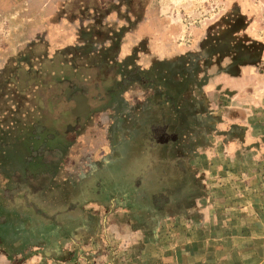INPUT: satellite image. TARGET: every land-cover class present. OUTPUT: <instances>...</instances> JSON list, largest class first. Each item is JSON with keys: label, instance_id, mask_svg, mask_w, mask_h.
I'll list each match as a JSON object with an SVG mask.
<instances>
[{"label": "crops", "instance_id": "obj_1", "mask_svg": "<svg viewBox=\"0 0 264 264\" xmlns=\"http://www.w3.org/2000/svg\"><path fill=\"white\" fill-rule=\"evenodd\" d=\"M167 52L151 66V73L158 65L165 71L162 83L172 79V65L191 69ZM248 66L236 75L218 69L213 74L214 66H206L207 81H200L201 73L198 81L186 78L178 106L164 100L154 74L151 84L138 86L134 99L123 100L125 109H116L109 97L100 162L85 166L81 177L73 166L74 174L57 183L51 179L32 190L30 183L41 176H31L14 190L27 184L24 195L43 193L37 198L47 199L53 186L71 202L48 215L39 208L24 210L29 206L24 196L22 208L0 216V264H264V176L249 172L243 155L255 146L254 138L264 137V105L262 116L252 111L245 118L242 108L217 97L249 86L255 79ZM79 69L100 70L88 64ZM107 78L93 85L97 99L105 89L116 90L119 80ZM87 96L95 108L98 101ZM176 115L180 127L171 126ZM224 137L226 143L217 142ZM145 147L148 172L140 175Z\"/></svg>", "mask_w": 264, "mask_h": 264}, {"label": "rangeland", "instance_id": "obj_2", "mask_svg": "<svg viewBox=\"0 0 264 264\" xmlns=\"http://www.w3.org/2000/svg\"><path fill=\"white\" fill-rule=\"evenodd\" d=\"M9 1L11 0H0V216L9 215L15 208H22L24 196H27L29 203V206L24 207L26 211H30V207L42 209L48 215L56 211L61 212L71 199L61 198L59 188L51 186L49 193L45 195L47 199L37 198L43 193L24 195L28 192L27 184L20 188L19 193L14 190L22 181L28 182L31 176H41L38 183H30L32 190L44 187L51 179L57 183L61 177L74 174L76 168L73 166H79L76 174L81 177V174L88 171L85 166H89L94 160L101 161V146H98L94 153L86 150L91 147V143L94 144L98 140L102 143L103 120L96 119L98 115L95 114L102 108H98L96 104L93 108L94 115L87 124L90 128H83L86 129L85 135L78 133L75 136L74 143L82 144L81 151L74 144L65 151L68 158L66 157L58 166L54 164V159L58 156L49 155H55L57 152L55 148L58 143L55 140H48L46 145L39 144V141L28 140L29 135L37 136L38 139V133L45 132L47 138H52L54 127L63 131V124L68 123L55 115L59 107L66 106L63 104L62 94L59 95L61 99L57 97L60 93L57 89V78L61 76L72 74V80L78 85L81 84L87 95L98 97L97 89H93V85L100 83V79L108 80L107 77H112L113 80H119L127 72L132 71L134 75L132 82L139 80L144 87L142 80L147 78L152 81V76L155 75L154 81L156 80L158 88L161 87L164 100L170 99L169 102L174 101L178 106L183 98L181 92L184 93L187 85L184 81L191 80L194 76L198 81L200 76L198 70L204 67L203 64L210 62L201 59L197 61L195 59L197 56H193L200 51L199 42H203L204 35L205 38L210 39L211 36L207 34L211 30L215 35L217 30L219 32L220 28L226 27L228 20L221 22V19L223 21L226 16L241 15L244 16V22L237 23L232 29L237 26L234 29L237 30L244 25L245 35L257 43V49L252 53L257 56L261 51L262 58H256L248 64L249 72L251 71V76L255 80H251L252 83L246 86V90L238 89L237 92H232L233 96L225 90L221 93V95L227 93L224 99L217 97L219 100H224L226 105L242 108L245 118L248 113L251 116L252 111L256 116H262L264 0H30L32 2L12 0L15 1L14 3ZM210 49L207 50L208 53ZM89 50L102 52V58L89 56L91 58L88 57L85 63L83 59L87 56L82 53L85 54ZM165 50L171 54V58L191 64V69L181 71L178 65H172L171 71L174 77L172 75V79L170 77V79H162V83L160 78L165 71H162L161 65L156 67L154 73L148 72L145 68L153 66L156 57L164 58L160 53ZM39 56L45 57L40 65L38 61L35 62V58ZM206 57L211 58L212 55ZM223 57V65H227L231 57L228 55ZM67 62L71 65H67ZM81 63L85 66L100 65V70L86 72L85 69H79L83 68V65L80 66ZM73 67L79 70L73 71ZM216 69L214 66L211 72L213 70L215 74ZM36 70L38 73H35ZM181 72H184L183 75ZM189 72L193 77L188 76ZM95 73L97 77L93 76ZM86 74L90 77L87 78ZM39 78L42 80L39 82L41 87L34 86L39 84L37 82ZM85 78L86 81L83 80ZM149 89L144 94L149 95L152 88ZM127 94L130 95V92ZM43 105H46L44 111L39 112L40 106ZM166 106L171 107L168 103ZM92 121L96 122V126L92 127ZM181 123L179 116L176 115L171 126L180 127ZM254 139L255 146L249 147L252 150L246 148L243 155L247 164L249 163V172H255L263 178L264 137ZM226 141L227 137H224L217 142L223 145ZM34 149L36 150L33 151ZM51 149L55 151L50 152ZM148 151L149 148L145 147L140 153L143 155V164L141 160L139 166L140 175L148 170L146 168L147 155L150 154ZM39 154L44 156L43 163L40 159H34V156ZM75 154L81 155L78 157ZM75 156L77 159L74 158ZM29 158L30 161L26 163ZM259 164H263L261 168ZM253 180L247 181L248 186H252ZM260 182L263 183V190L264 179ZM6 194H15L18 198L8 201Z\"/></svg>", "mask_w": 264, "mask_h": 264}, {"label": "flooded vegetation", "instance_id": "obj_3", "mask_svg": "<svg viewBox=\"0 0 264 264\" xmlns=\"http://www.w3.org/2000/svg\"><path fill=\"white\" fill-rule=\"evenodd\" d=\"M240 17H238V15H233L232 17L226 16L223 21L221 19V22H225L228 20L226 27L225 28H220L219 32L218 30L215 32V35L213 34L214 32L211 30L210 32H208L207 35H210V39L209 38H205L204 35V40L203 42H199L200 47L199 48V52L196 53L195 55L193 54V56H197L195 59H197V61H199L201 59V61L203 60H210L209 64H203L204 67L201 68L199 70V73L202 74V77L200 79V81L203 83L205 81H207V76H206V68L213 65L215 66L219 71H225L228 72L229 74H234V72L232 70L235 69V67H238V65H240V67L242 65H247L248 63L251 62L252 57L254 56V54L252 52H254V50H256V45L257 43L254 42V40L250 39L249 37H247L245 35L244 31V25L243 27L234 30L232 29L237 23L239 22H244V16L239 15ZM230 19V20H229ZM241 19V20H240ZM243 28V29H242ZM242 30V31H241ZM241 31V33L239 34V32ZM90 36V34H88ZM211 48V49H210ZM210 49V53L207 52V50ZM144 50V49H143ZM146 51V50H144ZM148 51V50H147ZM146 51V52H147ZM198 51V50H197ZM252 51V52H250ZM91 53L90 56H92V58H102L101 57V53L100 51H90ZM212 55V57L207 58V55ZM261 56V53H258ZM224 55H228L231 57V61L228 62L227 65H223V60H224ZM45 57L43 56H39L38 58H35V62L38 61V64L40 65ZM205 58V59H203ZM207 58V59H206ZM193 59V61L195 60ZM26 60V59H25ZM28 63H30V60H28ZM32 63V62H31ZM67 65H71L70 62L66 63ZM61 65H64L63 63H61ZM91 67L93 65H90ZM100 66V65H99ZM207 66V67H206ZM206 67V68H205ZM100 68V67H99ZM147 68L145 70H147L148 72L153 69ZM73 71H76V68L73 67ZM35 73H38L37 70ZM71 74V73H69ZM72 75V74H71ZM61 76L59 78H57V89H59V94L57 95V97L59 99H61L63 96V104H66V106H63L62 108L59 107L58 108V112L55 113L56 117L60 120H66L68 121V123L63 124V131H59L57 128L54 127V132L51 133L53 135H51L52 138H47V133H38V139L37 136H33V135H29L28 140L30 141H39V144L43 145V144H47L48 140H55L58 144H56V154L52 155L49 154L50 156H58L57 159H54V164L55 165H59L62 162H64L65 158L68 156H66L65 151H67L69 148H71L75 143L74 141L76 140V137L78 133L82 134H86V129L83 130V128H90L89 125V120L92 117L93 114V109H91V104L89 103V99L87 94L84 92L83 88L81 87V84L78 85L76 82H74V80H72V76ZM147 76H149V74L147 73ZM97 77V76H96ZM87 78H89L87 76ZM93 79V78H92ZM134 79V75L132 73V71L130 73H126L124 75V77L120 78L118 81V84L116 85V90H107L105 89V94L103 96H99V98L97 99L96 96H92V99L94 101H98V108L101 107V110H98L97 114L98 118L96 119H103L102 125H106V119L107 116L109 115L108 112H106L107 110H109L110 108V104L112 102L109 101L108 103V98L109 97H114L115 101H113L112 106H114L115 104L116 109H125L124 107V102L123 100L127 101V100H132L134 99V96L136 93H138L137 89L138 86L140 87L141 85L138 84L137 81H133ZM84 81H86V78L83 79ZM104 80V79H103ZM103 80H99L100 83H103ZM91 81V80H90ZM42 82V80L39 78V80L37 81ZM143 82L145 85L147 84H151V80L144 78ZM144 85V86H145ZM34 86H38L41 87V83H39L38 85H34ZM135 88V89H132ZM131 89V90H130ZM127 92H130V95H126ZM60 94H62L61 96H59ZM84 96L86 99L83 103V107L84 109L80 110V108H77L76 103L74 102V98L77 96ZM56 97V98H57ZM57 98V99H58ZM127 98V99H126ZM95 103V104H97ZM88 107V111H86L85 109ZM120 108H119V107ZM44 107H46V105L44 106H40V109L43 108V110L39 109V112L44 111ZM134 110L136 108L132 107ZM48 109L50 110V108L48 107ZM47 114V113H46ZM108 114V115H106ZM106 118V119H105ZM105 122V123H104ZM95 121H92V127L96 126L95 125ZM38 126V125H37ZM40 128H42V126H38ZM35 128V127H34ZM33 128V129H34ZM45 131V130H44ZM53 131V130H52ZM49 131V132H52ZM103 131V129H102ZM99 134V133H98ZM42 135H44V137L42 138ZM102 137L101 140H103V134L101 133ZM41 142V143H40ZM58 146V148H57ZM75 146L77 147V149H79V151H81L82 149V144L81 143H76ZM98 146L102 147V143H99V140L97 142H95L94 144L91 143V147L88 149H86L89 153L93 152L94 150H96L98 148ZM54 148V147H53ZM55 149H51L50 152L55 151ZM36 149H34L33 151H35ZM40 149H37V151ZM84 151V150H83ZM82 151V152H83ZM40 153V152H38ZM46 155V154H45ZM79 157V155L81 154H75ZM77 156H75L74 158H76ZM43 155L39 156H34V159H40V162L43 163L44 159H43ZM70 158V157H69ZM30 159V158H29ZM28 159V160H29ZM77 159V158H76ZM28 160L26 161V163L28 162ZM76 160H74L75 162Z\"/></svg>", "mask_w": 264, "mask_h": 264}, {"label": "trees", "instance_id": "obj_4", "mask_svg": "<svg viewBox=\"0 0 264 264\" xmlns=\"http://www.w3.org/2000/svg\"><path fill=\"white\" fill-rule=\"evenodd\" d=\"M250 52H252V51H250ZM256 52V51H255ZM88 53V54H87ZM257 53H258V51H257ZM259 53H261V56L259 55V54H257V56H253L252 57V60L251 61H254L256 58H259V57H261L262 58V52L260 51ZM90 52H86L85 54L84 53H82V55H85V56H87L86 58H84L83 60H84V62H85V60H87L88 59V57L90 56ZM89 58H91V57H89ZM81 59H82V57H81ZM82 60V61H83ZM86 63V62H85ZM88 63V62H87ZM251 63V62H250ZM250 63H248V64H250ZM82 65H83V67L85 66V64H83V63H81V67H82ZM254 66H258V64H254ZM239 67H240V65H238V67H235V69L234 70H232L233 72H234V74L236 75V73H238L239 72Z\"/></svg>", "mask_w": 264, "mask_h": 264}, {"label": "water", "instance_id": "obj_5", "mask_svg": "<svg viewBox=\"0 0 264 264\" xmlns=\"http://www.w3.org/2000/svg\"><path fill=\"white\" fill-rule=\"evenodd\" d=\"M85 99L86 98L84 96H82V95L81 96H77V97H75L73 99L74 102L76 103L77 108H80V110L84 109L83 103H84ZM85 110L88 111V107Z\"/></svg>", "mask_w": 264, "mask_h": 264}]
</instances>
